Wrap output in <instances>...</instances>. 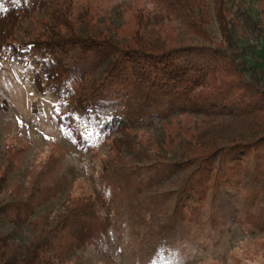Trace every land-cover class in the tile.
Segmentation results:
<instances>
[{
	"label": "rangeland",
	"instance_id": "1",
	"mask_svg": "<svg viewBox=\"0 0 264 264\" xmlns=\"http://www.w3.org/2000/svg\"><path fill=\"white\" fill-rule=\"evenodd\" d=\"M47 1L51 13L61 4L71 18L84 17L92 21L94 31L128 42L144 18L153 22L168 17L155 0ZM238 1L264 29V9L253 0ZM205 2L211 43L224 48L213 0ZM33 18L32 35L38 36L44 30L42 22L50 19ZM170 21L157 29L167 47L201 43L186 36L178 21ZM12 35L20 38L22 32ZM245 35L236 37L241 46L246 41L252 44L251 35ZM256 49L263 60L264 43ZM6 55L0 72V237L6 239V247L0 259L18 253L42 256L41 244L47 243L43 257L57 264H149L174 224L183 235L179 242L183 246L177 247L172 264H264V197L252 199L251 184L228 188L231 200L223 192L218 198L208 193L200 213L185 223L174 214L175 202L169 198L188 187L198 165L172 169L166 162L179 153L168 139L187 134L200 121L198 115L156 119L127 136L116 134L95 149L80 147L59 129L58 117L66 110L55 107L51 94H40L30 69L12 61L9 50ZM233 126L242 134L258 131L264 128V113L236 120ZM200 152L193 145L182 161L189 162ZM246 158L249 161L241 167L253 174L251 160L257 156L250 152ZM98 228L103 236H93Z\"/></svg>",
	"mask_w": 264,
	"mask_h": 264
},
{
	"label": "trees",
	"instance_id": "2",
	"mask_svg": "<svg viewBox=\"0 0 264 264\" xmlns=\"http://www.w3.org/2000/svg\"><path fill=\"white\" fill-rule=\"evenodd\" d=\"M253 1L264 9V0ZM49 2L0 0V72L9 50L12 61L32 71L40 94H51L55 107L66 110L58 119L68 140L95 149L114 135L127 136L128 131L153 120L193 113L200 121L187 134L168 139L179 153L166 162L172 169L198 165L188 187L169 198L175 202V216L185 223L200 213L208 193L218 198L223 192L231 200L228 188L240 184L252 185V199L259 194L264 197V128L246 134L233 128L236 120L264 113V59L256 49L264 43V29L243 9L242 1L213 0L224 48L211 43L205 0H155L168 17L153 22L143 17L130 42L94 31L91 20L71 18L61 4L51 13ZM33 15L51 20L41 21L44 30L38 36L32 35ZM170 20L178 21L186 36L209 46L196 42L167 47L157 29ZM16 31L22 37H14ZM243 33L251 35L252 44L239 45L236 37L246 38L248 34ZM90 57L93 64L85 61ZM100 116L104 117L102 125L97 124ZM188 140L201 152L184 162L183 155L193 146ZM250 152L257 156L251 160L253 174L241 167L249 161ZM170 228L172 234L161 238L149 264H172L176 259L183 235L174 224ZM99 234L103 236L102 228L93 231V236ZM99 240L105 250L103 237ZM46 244H41L43 250ZM5 247L6 239L0 237V256H5ZM45 250L40 257L18 253L1 258L0 264H57L43 257Z\"/></svg>",
	"mask_w": 264,
	"mask_h": 264
},
{
	"label": "snow or ice",
	"instance_id": "3",
	"mask_svg": "<svg viewBox=\"0 0 264 264\" xmlns=\"http://www.w3.org/2000/svg\"><path fill=\"white\" fill-rule=\"evenodd\" d=\"M104 123V117L103 116H100L97 120V124L98 125H102ZM63 126V125H62Z\"/></svg>",
	"mask_w": 264,
	"mask_h": 264
}]
</instances>
